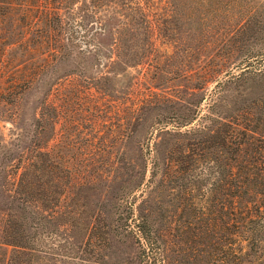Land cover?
Masks as SVG:
<instances>
[{"label":"rangeland","instance_id":"obj_1","mask_svg":"<svg viewBox=\"0 0 264 264\" xmlns=\"http://www.w3.org/2000/svg\"><path fill=\"white\" fill-rule=\"evenodd\" d=\"M0 264H264V0H0Z\"/></svg>","mask_w":264,"mask_h":264}]
</instances>
